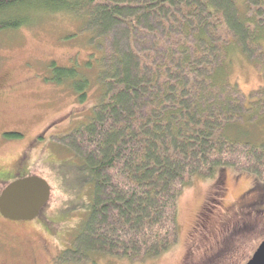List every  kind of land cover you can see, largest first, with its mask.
<instances>
[{
	"label": "trees",
	"instance_id": "1",
	"mask_svg": "<svg viewBox=\"0 0 264 264\" xmlns=\"http://www.w3.org/2000/svg\"><path fill=\"white\" fill-rule=\"evenodd\" d=\"M63 12L111 36L113 53L101 103L63 138L92 188L74 254L161 256L177 244L181 190L225 168L252 178L264 214V0H0V32ZM238 59L263 76L248 95L231 79ZM51 68L84 94L74 69Z\"/></svg>",
	"mask_w": 264,
	"mask_h": 264
},
{
	"label": "rangeland",
	"instance_id": "2",
	"mask_svg": "<svg viewBox=\"0 0 264 264\" xmlns=\"http://www.w3.org/2000/svg\"><path fill=\"white\" fill-rule=\"evenodd\" d=\"M29 15L31 22L0 32V193L16 179L37 176L51 195L31 222L9 225L0 217V264H246L264 239V214L253 209L252 178L230 168L189 179L179 194L177 244L161 256L74 254L92 188L63 138L101 103L112 37L93 39L85 18L71 13ZM52 64L74 69L86 81L84 94L77 82L53 83ZM231 79L243 95L263 84L244 59L233 63Z\"/></svg>",
	"mask_w": 264,
	"mask_h": 264
},
{
	"label": "water",
	"instance_id": "3",
	"mask_svg": "<svg viewBox=\"0 0 264 264\" xmlns=\"http://www.w3.org/2000/svg\"><path fill=\"white\" fill-rule=\"evenodd\" d=\"M51 188L37 176L16 179L0 193V216L11 221H32L48 203ZM246 264H264V239Z\"/></svg>",
	"mask_w": 264,
	"mask_h": 264
},
{
	"label": "flooded vegetation",
	"instance_id": "4",
	"mask_svg": "<svg viewBox=\"0 0 264 264\" xmlns=\"http://www.w3.org/2000/svg\"><path fill=\"white\" fill-rule=\"evenodd\" d=\"M3 94V92H2V90H0V96ZM43 135V134H42ZM42 135L41 136H39V137H42ZM44 137V136H43ZM1 217V216H0ZM2 218V220L4 221V222H6L7 224H9V225H13V224H24V223H28V222H31V221H11V220H8V219H5V218H3V217H1Z\"/></svg>",
	"mask_w": 264,
	"mask_h": 264
}]
</instances>
